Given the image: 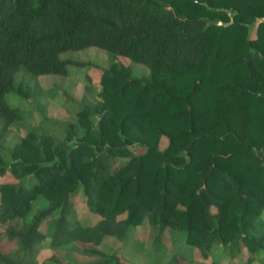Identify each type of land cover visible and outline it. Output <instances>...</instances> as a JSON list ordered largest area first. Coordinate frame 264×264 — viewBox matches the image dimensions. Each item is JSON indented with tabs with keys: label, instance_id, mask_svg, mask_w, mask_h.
<instances>
[{
	"label": "trees",
	"instance_id": "trees-1",
	"mask_svg": "<svg viewBox=\"0 0 264 264\" xmlns=\"http://www.w3.org/2000/svg\"><path fill=\"white\" fill-rule=\"evenodd\" d=\"M263 18L264 0H0V264H38L47 238L124 264L97 246L142 222L157 247L169 229L210 264H264ZM88 47L112 61L91 101L63 99L74 121L18 127L29 80L92 67L60 56Z\"/></svg>",
	"mask_w": 264,
	"mask_h": 264
},
{
	"label": "rangeland",
	"instance_id": "rangeland-1",
	"mask_svg": "<svg viewBox=\"0 0 264 264\" xmlns=\"http://www.w3.org/2000/svg\"><path fill=\"white\" fill-rule=\"evenodd\" d=\"M250 37L254 36L251 29ZM61 57H69L83 63H90L92 67L85 64L83 67L68 68L65 76L43 75L29 80L34 88V94L22 102V109L25 115L17 123L18 127L24 130H31L36 133H54L56 130L53 121L70 122L74 121L73 115H69L63 108L62 103L66 95L74 99H80L85 95L86 99L91 101L89 95L95 94L99 90L98 78L100 71L98 68L107 67L112 58L98 48L88 47L83 50L65 52ZM115 60V59H114ZM118 61L126 64L131 71L132 76L139 77L146 74V68L140 64L130 63L123 57H118ZM88 66V67H87ZM96 67V68H94ZM89 86V92L85 93V87ZM16 98L11 99L15 103ZM15 127V126H14ZM15 128L10 129L8 138L9 146L13 143L15 137ZM167 144L165 137L161 136L158 140V148L163 149ZM133 149V148H132ZM11 178L7 175L0 177V181H9ZM78 217L87 215L83 213V204L78 195L71 197ZM37 207L36 202L33 204ZM146 232L145 223H140L130 227L127 235L121 241L111 237H105L97 249L104 255H110L112 251L120 257L124 264H164L173 253L182 257H191L190 264H210L214 260L211 256L203 259L199 257L195 248L186 245L178 233L166 229L161 236V246L151 244L144 237ZM48 238L42 242L40 249L35 254L38 264H52L49 262L51 257L58 259L62 263L90 264L101 261L102 256L87 255L79 252L73 245H66L60 248L52 249L48 245ZM233 261L215 260L217 264H257L253 261V256L244 254Z\"/></svg>",
	"mask_w": 264,
	"mask_h": 264
},
{
	"label": "water",
	"instance_id": "water-1",
	"mask_svg": "<svg viewBox=\"0 0 264 264\" xmlns=\"http://www.w3.org/2000/svg\"><path fill=\"white\" fill-rule=\"evenodd\" d=\"M264 19V18H263Z\"/></svg>",
	"mask_w": 264,
	"mask_h": 264
}]
</instances>
